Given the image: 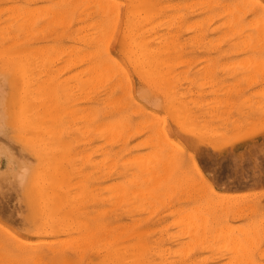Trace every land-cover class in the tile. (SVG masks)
<instances>
[{
  "label": "rangeland",
  "instance_id": "rangeland-1",
  "mask_svg": "<svg viewBox=\"0 0 264 264\" xmlns=\"http://www.w3.org/2000/svg\"><path fill=\"white\" fill-rule=\"evenodd\" d=\"M263 18L0 0V264H264Z\"/></svg>",
  "mask_w": 264,
  "mask_h": 264
},
{
  "label": "bare ground",
  "instance_id": "bare-ground-1",
  "mask_svg": "<svg viewBox=\"0 0 264 264\" xmlns=\"http://www.w3.org/2000/svg\"><path fill=\"white\" fill-rule=\"evenodd\" d=\"M243 2H244V1H243ZM97 3H98V2H97ZM238 3H239V2H238ZM94 4H95V2H94ZM209 4H210V2H209ZM209 4H208V6H209ZM98 5L100 6L101 3L98 4ZM110 5H112V4H110ZM105 6H106V5H105ZM113 6H114V5H113ZM206 6H207V5H206ZM108 7H109V6H108ZM110 7H111V6H110ZM115 7H116V6H114V12H116L115 10H116V8H117L118 6H117L116 8H115ZM132 8H133V7H132ZM117 9H118V8H117ZM235 9H236V8H235ZM248 9H249V8H248ZM99 10H100V9H99ZM104 11H105V10H104ZM237 11H238V9H237ZM261 11H262V10H261ZM109 12H110V11H109ZM109 12H108V13H109ZM30 13H31V12H30ZM110 13H111V12H110ZM118 13H119V12H118ZM38 14H39V13H38ZM60 14H61V13H60ZM60 14H59V15H60ZM135 14L138 15L137 12H136ZM135 14H134V15H135ZM228 14H229V12H228ZM115 15H116V14H115ZM115 15H114V17H115ZM141 15H142V14H141ZM109 16H111V15H109ZM35 17H36V16H35ZM54 17H55V16H54ZM114 17H113V18H114ZM116 17H117V16H116ZM116 17H115V18H116ZM137 17H138V16H137ZM33 18H34V17H33ZM62 18H63V17H62ZM113 18H112V19H113ZM144 18H146V16H145V17H144V16L142 17V19H144ZM29 19H30V18H29ZM30 20H31V19H30ZM30 20H29V21H30ZM33 20H34V19H33ZM109 20H110V19H109ZM113 20H114V19H113ZM113 20H112V21H113ZM139 20H140V16H139ZM225 20H226V19H225ZM260 20H261V19H260ZM260 20H259V22H260ZM263 20H264V18H263ZM26 21H27V20H26ZM110 21H111V20H110ZM115 21H116V20H115ZM115 21H114V22H115ZM230 21H231V20H230ZM233 21H234V19H233ZM30 22H31V21H30ZM36 22H37V21H36ZM63 22H64V21H63ZM135 22H136V21H135ZM256 22H258V19H257ZM25 23H26V25H28L27 22H25ZM115 23H116V22H115ZM232 23H233V22H232ZM45 24H46V23H45ZM57 24H58V23H57ZM136 24H139L138 20H137ZM259 24H261V23H259ZM33 25H34V24H33ZM97 25H98V24H97ZM234 25H235V24H234ZM85 27H86V26H85ZM97 27H98V26H97ZM111 27H112V26H111ZM111 27H110V28H111ZM113 27H114V26H113ZM113 27H112L111 29H114ZM153 27H154V26H153ZM239 27H240V26H239ZM228 28H229V27H228ZM260 28H261V27H260ZM35 29H36V28H35ZM82 29H83V28H82ZM261 29H262V28H261ZM263 29H264V26H263ZM136 30H137V29H136ZM113 31H114V30H113ZM109 32H110V31H109ZM239 32H240V31H239ZM88 33H90V32H88ZM136 34H137V33H136ZM136 34H135V35H136ZM29 35H30V34H29ZM84 35H85V34H84ZM132 35H133V34H132ZM108 36H109V35H108ZM137 36H138V35H137ZM106 37H107V36H106ZM106 37H105V38H106ZM86 38H87V37H86ZM132 38H134V37H132ZM110 39H111V38H110ZM257 39H258V38H257ZM95 40H96V39H95ZM138 40H139V39H138ZM138 40H136V42H135L136 44L134 43L135 40H134V41L131 40V41L133 42V44H134L137 48L139 47L138 45L141 46V43H140V42H139L140 44L137 45ZM244 44H245V43H244ZM134 45H133V47H134ZM215 45H216V44H215ZM241 45H242V44H241ZM68 46H69V45H68ZM88 46H89V45H88ZM90 46H91V45H90ZM130 46H131V45H130ZM260 46H261V45H260ZM136 47H134V48H136ZM235 47H236V46H235ZM73 48H74V47H73ZM141 48H143V46H142ZM69 49H70V48H69ZM89 49H90V48H89ZM137 50H139V48H138ZM137 50H136V51H137ZM82 53L85 54V52H82ZM88 53H89V54H92L91 52H88ZM83 54H82V60L84 61L83 56L85 57L86 54H85V55H83ZM155 54H156V53H155ZM80 55H81V54H80ZM92 55H93V54H92ZM90 56H91V55H90ZM80 58H81V57H80ZM90 58H91V57H90ZM86 59H88V58H85V60H86ZM136 59H137V58H136ZM82 60H81V61H82ZM50 61H51V60H50ZM83 61H82V62H83ZM89 61H90V60H89ZM86 62H87V61H86ZM86 62L84 61V63H86ZM106 62H107V61H106ZM107 63H108V62H107ZM115 63H116V62H115ZM93 64H94V63H93ZM103 64H104V63H103ZM108 64H109V63H108ZM113 64H114V63H113ZM88 65H89V63H88ZM91 65H92V64H90L89 66H91ZM89 66H88V67H89ZM97 66H98V65H97ZM91 67H92V66H91ZM91 67H89V68L91 69ZM105 67H108V66H106V65H105V66L102 65V68H101V69L104 68V70H107L108 68L105 69ZM94 68H96V67H94ZM117 68H118V67H117ZM117 68H116V69H117ZM149 68H150V67H149ZM90 69H89V70H90ZM96 69H98V68H96ZM118 69H119V68H118ZM84 70H85V69H84ZM91 70L93 71V68H92ZM94 70H95V69H94ZM104 70H100V73H102L101 71L104 72ZM112 70H113V69H112ZM114 70H115V69H114ZM60 71H61V70H60ZM80 71H81V70H80ZM98 71H99V70H98ZM107 71H108V70H107ZM94 72H95V71H94ZM105 72H106V71H105ZM117 72H118V71H117ZM111 73H112V72H111ZM91 75H92V74H91ZM102 76L104 77V73H103ZM105 76H106V75H105ZM109 76H110V74H109ZM109 76H108V77H109ZM88 77H90V76H88ZM92 77H93V76H92ZM70 78H71V77H70ZM95 78H96V76H95ZM104 78H105V77H104ZM89 79H91V78H89ZM102 79H103V78H102ZM86 80H87V79H86ZM91 80H92V79H91ZM97 80H98V79H97ZM97 80H95V81H97ZM99 80H101V77H100ZM126 80H127V79H126ZM42 81H43V80H42ZM93 83H94V82H93ZM83 84H84V82H83ZM88 84H89V83H88ZM88 84H87V82H86V85H88ZM94 84H95V83H94ZM97 84H98V83H97ZM88 86H90V85H88ZM93 87H94V86H93ZM93 87H92V88H93ZM121 87H122V86H121ZM88 89H89V88H88ZM122 89H123V88H122ZM91 90H92V89H91ZM95 90H96V88H95ZM105 98H106V97H105ZM106 105H107V104H106ZM86 120H87V119H86ZM102 125H103V124H102ZM106 125H107V124H106ZM103 127H104V126H103ZM105 128H106V127H105ZM105 128H104V129H105ZM96 129L98 130V128H96ZM106 129H107V128H106ZM103 131H104V130H103ZM101 132H102V130H101ZM106 132H107V130H106ZM109 132H110V131H109ZM103 133H104V132H103ZM106 136H107V135H106ZM107 138H108V137H107ZM107 138H106V139H107ZM40 187H41V186H40ZM39 193H40V192H39ZM103 198H104V197H103Z\"/></svg>",
  "mask_w": 264,
  "mask_h": 264
}]
</instances>
